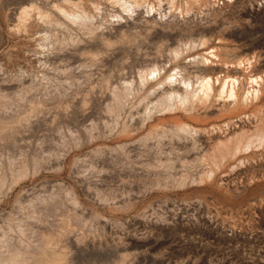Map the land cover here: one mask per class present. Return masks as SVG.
I'll return each mask as SVG.
<instances>
[{
	"label": "bare ground",
	"instance_id": "6f19581e",
	"mask_svg": "<svg viewBox=\"0 0 264 264\" xmlns=\"http://www.w3.org/2000/svg\"><path fill=\"white\" fill-rule=\"evenodd\" d=\"M95 111L0 159V264H161L173 235L264 261V0H0V155Z\"/></svg>",
	"mask_w": 264,
	"mask_h": 264
},
{
	"label": "rangeland",
	"instance_id": "374dc122",
	"mask_svg": "<svg viewBox=\"0 0 264 264\" xmlns=\"http://www.w3.org/2000/svg\"><path fill=\"white\" fill-rule=\"evenodd\" d=\"M95 114L93 115L92 119L91 117H87V119H82V120H79L78 123L76 122V124L72 125L71 127H63L62 131L65 132L63 134V132L61 131V129L59 130H51V129H41V130H35L33 132H30L28 133L23 139H19L16 143H12L9 148L12 149L10 150L9 148H6L3 152V154L0 155V159H2L3 161H5L6 163L8 162H11V157L12 159H15L16 157H18L19 155L22 154V152L24 151V149L29 152L30 156L33 158V159H37V160H41L43 156H51L50 153H52V157L56 156V154H58L57 152H66L67 151V147L65 142H64V138H69L71 135V130H72V133H75L76 130H79L78 131H81V129H85L87 126H90L91 123L95 120H99V125L101 127H103V121L106 122L109 120V114L106 112L105 115L104 113L102 114L99 113L98 111H95L94 112ZM97 114V115H96ZM102 114V115H101ZM97 116H100V119L96 118L95 117ZM104 118H103V117ZM95 117V118H94ZM94 118V119H93ZM97 119V120H96ZM102 119V120H101ZM92 120V122H91ZM81 121V122H80ZM102 121V122H101ZM101 122V123H100ZM105 122V123H106ZM89 123V124H88ZM104 123V125H105ZM86 125V126H84ZM76 126V127H75ZM78 127V128H77ZM84 127V128H83ZM66 128H68L66 130ZM70 128V129H69ZM77 128V129H76ZM76 129V130H75ZM47 130V131H46ZM70 130V131H69ZM56 131V132H54ZM59 131V132H58ZM74 131V132H73ZM62 132V133H61ZM34 133V134H33ZM69 133V134H68ZM29 134H30V137H29ZM44 135V136H43ZM70 135V136H69ZM71 139H69L70 141ZM93 140V141H92ZM62 141L64 142L65 145L61 146L62 144ZM20 144V145H19ZM25 144L28 146H25ZM74 144V145H73ZM79 144V146H78ZM22 145V147H21ZM71 145H73L71 147ZM69 145L71 147L70 149V154H77L79 156V162H78V166L79 168H82L83 166L81 165L84 164L83 162L81 161H86L87 158H90L89 159H92L93 158V154H90V153H93L96 148L98 147V142L96 139H88L86 140L85 142L82 143V145L80 146V143H77L75 140L73 141V143ZM77 145V146H76ZM25 146V147H24ZM66 148H65V147ZM75 146V147H74ZM17 149H16V148ZM27 147V148H26ZM15 148V149H14ZM22 148V150H21ZM34 148V149H33ZM38 148V149H37ZM64 148V150H63ZM16 150V151H14ZM36 150L38 153H36ZM43 150V151H42ZM18 151V152H17ZM41 151V152H40ZM93 151V152H91ZM16 152V154H15ZM21 152V153H20ZM48 154H46V153ZM12 153V154H11ZM14 153V154H13ZM20 153V154H19ZM40 153V155H39ZM41 153H45L44 155L41 154ZM81 153V155L79 154ZM10 154V155H9ZM18 154V155H17ZM89 154V156H88ZM6 155H7V158L9 157V159H6ZM33 155V156H32ZM42 155V156H41ZM85 156V157H84ZM39 158V159H38ZM82 158L84 160H82ZM86 159V160H85ZM81 160V161H80ZM81 162V163H80ZM88 163V161H86ZM80 163V165H79ZM87 167V166H86ZM86 167H83L84 169ZM42 171H40L38 174H36L34 176V178H32V180H28L23 186L22 189V194H23V197L24 198H27V197H31V196H34L35 194L37 195L38 193H49L52 188L54 189H58V185L56 184L58 180H55L57 178H59V172H58V169L54 168V167H49L47 169H45V167H42ZM51 168V169H50ZM54 168V169H53ZM82 168V169H83ZM45 169V170H44ZM50 170V172H49ZM53 170V171H52ZM55 170V171H54ZM37 178V179H36ZM51 179V180H50ZM40 180V181H39ZM50 180V181H48ZM53 180V181H52ZM44 182V183H43ZM47 182V183H46ZM109 182V181H108ZM53 184V185H52ZM56 184V185H55ZM46 185V186H45ZM55 185V186H54ZM52 187V188H51ZM40 189V190H39ZM20 190V189H19ZM18 188L17 190L15 191V193L9 198V201H3L1 204H0V211L2 210H7V211H11L13 208L16 207V204H13L16 203V198H17V194L19 192ZM39 190V191H38ZM43 190V191H41ZM34 194V195H32ZM16 196V197H15ZM14 198V199H13ZM13 201V202H12ZM12 203V204H11ZM180 203V201H179ZM6 204H7V207H6ZM11 204V205H10ZM2 206V207H1ZM15 206V207H14ZM5 208V209H4ZM64 209L63 211L66 210V208H62ZM62 209L60 210L61 212ZM59 211V212H60ZM60 212V213H61ZM121 211H114L113 212H107L106 213V216L107 217H122L123 214L124 216L126 215V213L122 212L120 213ZM60 213H58V215H61ZM110 213V214H109ZM113 213V214H111ZM170 237V238H169ZM169 237H166V240H165V243L163 244V246L161 247L162 248V251L164 252L163 254V257H162V263L161 264H244L242 263V260H241V257L243 254L239 253V252H235L233 250H231L230 248H225V247H220V246H210L207 247L206 249H199V248H195V247H192V246H189L187 245L186 243L182 242L179 238V235H173V236H169ZM173 237V238H172ZM177 237V238H176ZM175 238V239H174ZM173 241H172V240ZM181 241H179V240ZM178 241V242H177ZM180 242V243H179ZM177 244V245H176ZM173 245V246H172ZM181 245V246H180ZM168 246V247H167ZM171 246V247H170ZM180 247V248H179ZM167 248V249H166ZM166 249V250H165ZM182 249V250H181ZM187 249V250H186ZM194 249V250H193ZM211 249V250H210ZM222 249V250H221ZM221 250V251H219ZM226 251H228V253H226ZM231 254H230V252ZM226 253V254H225ZM235 253V254H234ZM247 253V254H246ZM245 255L249 258V263H245V264H264V261L261 262V260H252L251 257H252V253L250 251H246ZM238 254V255H237ZM229 255V256H228ZM232 255V256H231ZM249 255V256H248ZM231 256V257H230ZM236 256V257H235ZM261 257L263 258L264 257V254L262 255L261 254ZM233 258V259H232ZM182 259V261H181ZM231 259V260H230ZM251 259V260H250ZM150 261H148L149 264H152L153 262V259H149ZM213 260V261H212ZM235 260V261H234ZM211 261V263L209 262ZM232 261V262H230ZM256 261V263L254 262ZM254 262V263H253Z\"/></svg>",
	"mask_w": 264,
	"mask_h": 264
}]
</instances>
